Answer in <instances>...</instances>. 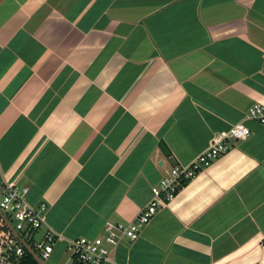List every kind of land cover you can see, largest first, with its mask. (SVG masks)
<instances>
[{
  "label": "crops",
  "instance_id": "0c3cea01",
  "mask_svg": "<svg viewBox=\"0 0 264 264\" xmlns=\"http://www.w3.org/2000/svg\"><path fill=\"white\" fill-rule=\"evenodd\" d=\"M264 0H0V188L64 240L131 223L219 133L252 132L105 264H264ZM166 148L168 154L164 151Z\"/></svg>",
  "mask_w": 264,
  "mask_h": 264
},
{
  "label": "built area",
  "instance_id": "2783aa9c",
  "mask_svg": "<svg viewBox=\"0 0 264 264\" xmlns=\"http://www.w3.org/2000/svg\"><path fill=\"white\" fill-rule=\"evenodd\" d=\"M249 118L264 126V107L256 105L249 112ZM252 134L243 124H237L230 131L217 134L209 148L201 153L188 166L177 165L152 188L150 203L131 223L108 221L102 235L90 238H78L68 241L73 262L81 264H105L109 262L113 251L124 242L138 241L146 226L158 212L173 202L180 191L200 173L209 168L223 156L236 141L245 140ZM29 188L5 183L0 188V264H21L27 253L22 245L24 241L41 261L48 260L54 247L64 239L53 232L46 231L37 240L44 228L46 204L37 208L27 200Z\"/></svg>",
  "mask_w": 264,
  "mask_h": 264
},
{
  "label": "trees",
  "instance_id": "16d2710c",
  "mask_svg": "<svg viewBox=\"0 0 264 264\" xmlns=\"http://www.w3.org/2000/svg\"><path fill=\"white\" fill-rule=\"evenodd\" d=\"M163 149L168 154V152L166 151V148L164 146H163ZM21 264H38V263L32 257V255L29 254L28 251H27V253L25 254V257L22 259ZM72 264H81V263H79V262H73Z\"/></svg>",
  "mask_w": 264,
  "mask_h": 264
},
{
  "label": "water",
  "instance_id": "95a60500",
  "mask_svg": "<svg viewBox=\"0 0 264 264\" xmlns=\"http://www.w3.org/2000/svg\"><path fill=\"white\" fill-rule=\"evenodd\" d=\"M21 243L26 248L28 253L32 255V257L36 260L38 264H43V262L38 258V256L33 252V250L30 249V247L24 241L21 240Z\"/></svg>",
  "mask_w": 264,
  "mask_h": 264
},
{
  "label": "rangeland",
  "instance_id": "374dc122",
  "mask_svg": "<svg viewBox=\"0 0 264 264\" xmlns=\"http://www.w3.org/2000/svg\"><path fill=\"white\" fill-rule=\"evenodd\" d=\"M41 239V235L39 234L38 236H37V240H40Z\"/></svg>",
  "mask_w": 264,
  "mask_h": 264
}]
</instances>
